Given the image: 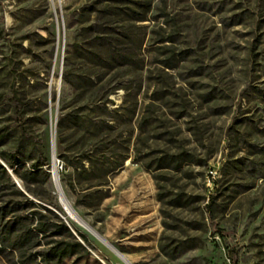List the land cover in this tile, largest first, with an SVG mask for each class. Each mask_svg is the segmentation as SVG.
I'll return each instance as SVG.
<instances>
[{"label": "rangeland", "instance_id": "374dc122", "mask_svg": "<svg viewBox=\"0 0 264 264\" xmlns=\"http://www.w3.org/2000/svg\"><path fill=\"white\" fill-rule=\"evenodd\" d=\"M99 15L108 33L89 28ZM0 27V124L41 148L49 169L53 137L65 198L112 245L67 215L51 173L64 222L89 240L59 264H127L113 250L129 264H264V0H0ZM102 37L116 39L124 65L86 53L102 52ZM11 64L22 106L9 112ZM62 73L78 84L75 102ZM106 92L107 153L122 165L73 206L59 155L73 120L62 145L56 121L77 106L95 132L93 100ZM49 238L22 254L0 234V264H44L33 254Z\"/></svg>", "mask_w": 264, "mask_h": 264}, {"label": "trees", "instance_id": "16d2710c", "mask_svg": "<svg viewBox=\"0 0 264 264\" xmlns=\"http://www.w3.org/2000/svg\"><path fill=\"white\" fill-rule=\"evenodd\" d=\"M107 14L108 17L109 13ZM110 25L102 15L96 16L88 23L95 33H108L103 27ZM3 32L0 27V38ZM20 39L22 41L27 37ZM97 39L96 44L101 47L102 52L87 50L88 55H96L99 64L108 67L126 63V57L118 51L114 37ZM5 73L6 76L11 75V85L8 87V105L3 109L9 112L19 110L22 104L14 88L15 81L20 78L17 69L11 64ZM61 78L72 86V100L77 101L78 84L73 83L66 73H62ZM108 93L106 92L103 98L93 100V103L98 102L103 113L97 118L100 124L95 126V132L87 134L85 128L79 125L82 117L77 106L62 111L56 121V144L62 145L68 138L63 135L64 124L69 118L73 120L72 143L59 154L64 166L68 168L63 175L64 183L70 191H75L73 206L84 205L87 197L97 191V187L107 185L110 172L122 165L123 159H119L111 166V156L107 153L108 133L105 130L112 128L111 119L105 117L109 114L106 108ZM0 160V234L8 240L9 245L15 250H24V254L41 245V238L50 237L45 243L47 247L33 254L38 255L44 264H59L64 258L80 252L86 253V246H89L87 236L64 222V212L47 189L50 177L49 161L43 150L34 144L26 143L22 137H17L16 131L4 123L0 124ZM11 176L20 181L22 189L14 184ZM98 205L99 203H93L88 206L95 209ZM205 207L209 211V205ZM30 256L32 253L28 254V257Z\"/></svg>", "mask_w": 264, "mask_h": 264}, {"label": "bare ground", "instance_id": "6f19581e", "mask_svg": "<svg viewBox=\"0 0 264 264\" xmlns=\"http://www.w3.org/2000/svg\"><path fill=\"white\" fill-rule=\"evenodd\" d=\"M53 143V137L51 138V144ZM52 169H51V173H52V177H53V181H54V186H55V188H56V190H57V193H58V196H59V198H60V201H61V203H62V205L64 206V208L66 209V213H67V215L71 218V219H73L74 221H76V222H78V223H80L81 225H83L90 233H92L94 236L96 235L95 233V230L93 229V228H91V227H89L81 218H79L78 216H77V214H75V212L68 206V204L67 203H65L64 202V200H63V198L60 196V191H59V186H58V184H59V181H58V178H57V175H58V173H57V171H56V165H55V162H53L52 164ZM107 245H109V244H107ZM110 247V246H109ZM112 247V246H111ZM113 252H115L120 258H122V260H124L127 264H129L128 262H127V260H125V258L123 257V255L122 254H120L119 252H117V251H115V250H113Z\"/></svg>", "mask_w": 264, "mask_h": 264}, {"label": "water", "instance_id": "95a60500", "mask_svg": "<svg viewBox=\"0 0 264 264\" xmlns=\"http://www.w3.org/2000/svg\"><path fill=\"white\" fill-rule=\"evenodd\" d=\"M53 150H54V145H53V143H52V144L50 143V169H49L50 175H51V164H52L53 162H55V161H54V152H53ZM11 177H12V180H13L14 184H15L19 189H22V186H21L20 181H19L17 178L13 177V176H11ZM57 178H58V175H57ZM58 186H59L60 196L63 198L64 202L67 203L68 206L74 211V209L72 208V206L70 205V203H69V202L67 201V199L65 198V196H64V194H63V192H62V189H61V187H60V184H58ZM58 200H59V202H61L59 196H58ZM63 209H64V211L66 212V209H65L64 207H63ZM74 212H75V211H74ZM75 214H77V213L75 212ZM77 216H78L79 218H81L78 214H77ZM81 219H82V218H81ZM95 234H96L95 237H97L98 239L102 240L105 244H108V242H107L105 239H103L98 233H95ZM107 246L109 247V246H112V245L110 244V245H107ZM109 248H110V247H109ZM111 248H112V247H111Z\"/></svg>", "mask_w": 264, "mask_h": 264}, {"label": "built area", "instance_id": "2783aa9c", "mask_svg": "<svg viewBox=\"0 0 264 264\" xmlns=\"http://www.w3.org/2000/svg\"><path fill=\"white\" fill-rule=\"evenodd\" d=\"M57 167H60L61 168V165L57 166Z\"/></svg>", "mask_w": 264, "mask_h": 264}]
</instances>
